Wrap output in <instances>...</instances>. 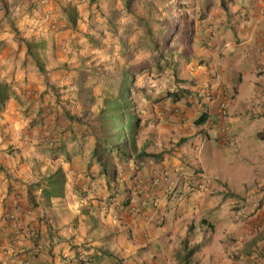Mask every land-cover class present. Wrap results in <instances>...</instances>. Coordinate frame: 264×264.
Returning <instances> with one entry per match:
<instances>
[{
  "label": "clouds",
  "instance_id": "clouds-1",
  "mask_svg": "<svg viewBox=\"0 0 264 264\" xmlns=\"http://www.w3.org/2000/svg\"><path fill=\"white\" fill-rule=\"evenodd\" d=\"M221 2L0 0V264H264V0Z\"/></svg>",
  "mask_w": 264,
  "mask_h": 264
},
{
  "label": "rangeland",
  "instance_id": "rangeland-1",
  "mask_svg": "<svg viewBox=\"0 0 264 264\" xmlns=\"http://www.w3.org/2000/svg\"><path fill=\"white\" fill-rule=\"evenodd\" d=\"M221 6H224V5H223V0H222V2H221Z\"/></svg>",
  "mask_w": 264,
  "mask_h": 264
},
{
  "label": "crops",
  "instance_id": "crops-1",
  "mask_svg": "<svg viewBox=\"0 0 264 264\" xmlns=\"http://www.w3.org/2000/svg\"><path fill=\"white\" fill-rule=\"evenodd\" d=\"M222 7H224V6H222ZM178 102V101H177Z\"/></svg>",
  "mask_w": 264,
  "mask_h": 264
}]
</instances>
